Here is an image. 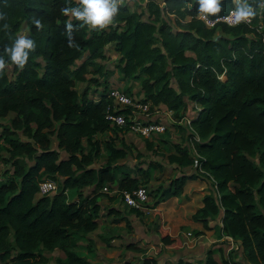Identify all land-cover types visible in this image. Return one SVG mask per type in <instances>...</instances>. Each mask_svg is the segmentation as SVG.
I'll use <instances>...</instances> for the list:
<instances>
[{"label":"trees","instance_id":"obj_1","mask_svg":"<svg viewBox=\"0 0 264 264\" xmlns=\"http://www.w3.org/2000/svg\"><path fill=\"white\" fill-rule=\"evenodd\" d=\"M248 4L256 13L252 26L213 29L198 19L196 0H149L140 14L120 4L113 23L98 31L62 14L64 7H77V0H0V55L7 64L0 76V119L15 114L12 127L3 131L13 170L6 182H0L1 260L49 264L42 251L60 249L67 260L57 264H92L75 252L76 235L98 229L101 206L97 197H85L81 191H103L114 182L119 192L140 188L139 178L113 166L127 158L125 144L118 148L108 141L107 164L92 167L101 152L96 135L125 132L105 119L112 102L103 68L88 78V68L106 59L105 50L113 45L119 54L117 70L125 79L140 81L143 101L165 106L176 122L186 118L188 102L197 107V115L189 120L191 148L177 144L176 153L168 156L170 164L196 171L168 178L167 186L157 190L153 208L159 215L160 245L151 246L173 253L182 246V227L193 230L195 240L214 233L217 226L211 222L222 216L223 234L241 242L250 264H264V10L262 18L257 16L264 0ZM235 7L233 0H223L219 15ZM34 20L43 28L37 29ZM69 22L74 26L72 47L66 32ZM24 27L36 50L20 70L4 48ZM218 28L223 34L217 35ZM79 82L103 85L99 99L92 98L90 90L78 92ZM85 142L91 147L88 152ZM148 146L153 149L151 143ZM137 172L149 179L152 172L164 174L165 168L152 162L148 170ZM45 179L59 184L53 197L38 196ZM210 179L215 192L205 187L201 196L197 185ZM73 192L77 201L67 203L65 195ZM194 201L189 221L182 226L187 204ZM127 248L147 251L133 242ZM214 255L208 251L199 264H236L218 262ZM141 264L157 260L147 257ZM174 264L195 263L182 258Z\"/></svg>","mask_w":264,"mask_h":264},{"label":"rangeland","instance_id":"obj_2","mask_svg":"<svg viewBox=\"0 0 264 264\" xmlns=\"http://www.w3.org/2000/svg\"><path fill=\"white\" fill-rule=\"evenodd\" d=\"M148 1L149 0H120L119 5H127L132 12L140 14L145 11ZM263 10L264 7H261L258 11L261 14L260 18H262ZM26 34L27 29L24 27L21 35L26 36ZM219 34H223L220 28H218L217 31V35ZM105 54L106 59L98 60L95 65L88 68V71L91 72L88 78H92L96 74L95 70L102 67L104 72L107 74L106 84L109 86V89H123L132 97L143 100L140 81L125 79L117 70L116 66L119 60V54L115 51L114 46L112 45L108 47L105 50ZM85 58L86 55L77 61V65L81 64ZM95 78H98V75H96ZM76 88L80 93L85 90H90L91 97L96 100L99 99L101 91L104 89L103 85L101 87H97L95 86V83L89 84L87 82L77 83ZM153 113L154 110L152 111V114ZM196 115V105L188 102V113L186 118L181 122H176L173 119V114L169 115L168 110L160 105L158 116H160L159 119H162L167 126L165 134L153 136L151 138H144L129 132H117L116 130H110L104 134L96 135L95 139L99 143L101 152L99 158L95 161L92 167L98 169L107 164L108 152L106 145L108 141H113L115 146L118 148L125 144L129 147L127 158L118 160L113 163V166H121L124 168L125 172H130L133 177L139 178L140 187L146 190L148 201L142 210H139V214H137L134 210H131V208L124 205L117 191V182L107 185L110 187L109 192L97 190L95 187L83 189L81 192L85 197H97V201L101 206V216L98 221L97 230L86 235H76V237L79 238V246L75 249V252L79 256L85 257L92 264H124L126 261L133 264H141L147 257L155 258L157 260V264H169V255L173 256L182 248L183 249L181 251L184 252L185 250H196L197 246L199 247V237L192 240L193 237L187 236L189 232H192L193 235H195L194 231L189 227H182L179 230L178 237L182 241V246L180 249L173 251V253H169L171 250L151 246L152 244H154V246L160 245V236L157 228L159 215L157 209L153 208L154 202L156 201L155 194L157 193V190H159L160 186H167L165 181H168V178L181 176L182 174H192L196 171L195 167H178L177 165L170 164L168 160V156L170 154L176 153L175 145L179 144L183 147L191 148L189 141L191 130L188 122H190L189 120ZM13 118H15V114H10L8 117L0 119V182H6L10 176V172L13 170L12 161L8 152L9 146L4 141L3 137L4 129L12 127L11 122ZM16 134L22 141H28V138L22 133V131H16ZM148 143H151L153 149H150ZM85 146L87 147V152L91 150V147H88L86 142ZM53 148H58V144L56 142L54 143ZM191 152L193 156H196L195 152ZM66 157L67 154L62 153V158ZM152 162H157L163 165L165 168L164 174L159 175L156 172H152L149 179H147L146 176L137 172V168H140V170H148L149 164ZM120 177L121 176L119 175V178ZM205 187L207 190L213 189L215 192V186L212 184V181L204 180L203 183L197 185L196 187L197 190H199L198 192H201V196L203 194L202 188ZM65 201L67 203L77 201V192L67 193L65 195ZM191 204L192 205L187 204L185 217H183L180 223L182 226L187 223L186 221H189L190 212L191 210H194L193 206L196 205L197 202L194 201ZM112 212H114V214ZM213 223L214 222L212 221L211 224ZM177 224H179V221ZM211 226L216 228V225ZM216 232L217 229L214 233L208 234L207 237H212L216 234ZM174 235L177 236V234ZM132 242L141 244V246L147 248V251L144 253L129 250L127 246ZM227 242H229V239ZM235 242V246L232 242H229L231 250H237L235 248H237V242L239 241ZM201 245L202 244H200V246ZM42 252L47 257L49 264H57L59 259L63 261L67 260L66 254L60 249L55 251L43 250ZM213 252H215V250ZM196 256L199 255L196 254ZM158 257H162V261L158 260ZM0 264L14 263L11 262V259H8L7 261L0 259Z\"/></svg>","mask_w":264,"mask_h":264},{"label":"built area","instance_id":"obj_3","mask_svg":"<svg viewBox=\"0 0 264 264\" xmlns=\"http://www.w3.org/2000/svg\"><path fill=\"white\" fill-rule=\"evenodd\" d=\"M234 9L235 8L230 9L227 13L221 15L223 19L220 20H217L216 17L212 16H209L207 19H205L202 14L199 15L198 19L201 20L208 29H213L220 25H226L229 27H237L242 24L249 26L253 25L254 15L249 18L250 22H241L236 24L234 22V16L231 15ZM260 15V12H257V16L259 18ZM258 29L260 30L262 27L259 26ZM109 99L111 100L112 104L106 110L105 119L111 124L112 127L123 129L125 132L139 135L144 138H151L153 136L165 134L167 126L162 119H159V106H154L150 102L136 99L123 89L119 88L110 89ZM153 110L154 113L152 114ZM121 111H123V113H121ZM168 114L172 115V112L168 110ZM210 180L213 181L212 179ZM58 191L59 184L52 179H45L39 183V197L53 196L57 194ZM103 191L109 192L110 187H105ZM119 193L124 205L131 209L142 210L148 201L147 192L142 187L133 192L123 191ZM187 236L191 237L192 233L189 232ZM228 238L229 242H232V244L235 246L236 240L231 237Z\"/></svg>","mask_w":264,"mask_h":264},{"label":"clouds","instance_id":"obj_4","mask_svg":"<svg viewBox=\"0 0 264 264\" xmlns=\"http://www.w3.org/2000/svg\"><path fill=\"white\" fill-rule=\"evenodd\" d=\"M120 0H77V7H64L61 9L63 15L75 17L91 29L103 31L114 21L119 8ZM198 4L197 12L202 14L205 19L214 16L217 20L223 19L219 14L223 11V0H196ZM235 9L231 13L234 16V22H250L249 18L254 15L248 0H233ZM0 19H4L0 15ZM37 29H42L43 25L40 20H34ZM4 27L7 29L8 25ZM74 26L72 23L66 24V32L69 39V47L74 46L72 32ZM36 50L34 40L27 38L25 35L18 36L11 46H5L4 54L10 57L11 62L20 70H23L28 62L29 54ZM7 67L4 56L0 55V76L3 75Z\"/></svg>","mask_w":264,"mask_h":264},{"label":"crops","instance_id":"obj_5","mask_svg":"<svg viewBox=\"0 0 264 264\" xmlns=\"http://www.w3.org/2000/svg\"><path fill=\"white\" fill-rule=\"evenodd\" d=\"M165 107V106H163ZM166 108V107H165ZM167 109V108H166ZM213 224L216 225L218 228L216 234H214L212 237L207 236H201L199 237L198 243L199 247L197 246L196 250H185L184 252L179 250L176 252L173 256H168L169 264H174L180 259H187L195 264H199L201 261H203L206 257V253L208 250H215L214 258L218 262H222L223 260H232L236 264H250L244 257L243 254V248L241 245V242H237V250H231L228 237H226L222 231V216H219L215 221L213 220ZM200 244H202L200 246ZM199 255V256H196ZM158 260L162 261V257H158Z\"/></svg>","mask_w":264,"mask_h":264}]
</instances>
